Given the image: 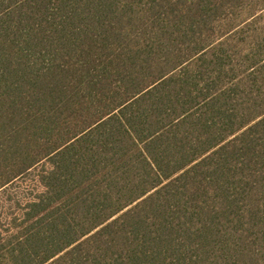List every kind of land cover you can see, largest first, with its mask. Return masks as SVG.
<instances>
[{
	"label": "trees",
	"instance_id": "obj_1",
	"mask_svg": "<svg viewBox=\"0 0 264 264\" xmlns=\"http://www.w3.org/2000/svg\"><path fill=\"white\" fill-rule=\"evenodd\" d=\"M0 264H264V0H0Z\"/></svg>",
	"mask_w": 264,
	"mask_h": 264
},
{
	"label": "rangeland",
	"instance_id": "obj_2",
	"mask_svg": "<svg viewBox=\"0 0 264 264\" xmlns=\"http://www.w3.org/2000/svg\"><path fill=\"white\" fill-rule=\"evenodd\" d=\"M34 179L35 174L27 177L20 184L10 187L5 194H0V205L8 210L11 208V204H14L13 201H10L11 198L32 197L37 192Z\"/></svg>",
	"mask_w": 264,
	"mask_h": 264
}]
</instances>
